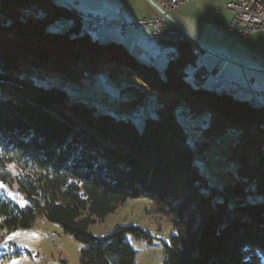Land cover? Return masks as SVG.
<instances>
[{"label":"trees","instance_id":"16d2710c","mask_svg":"<svg viewBox=\"0 0 264 264\" xmlns=\"http://www.w3.org/2000/svg\"><path fill=\"white\" fill-rule=\"evenodd\" d=\"M86 30L80 15L52 0H0L2 226L25 228L44 216L84 245L79 264H135L126 236L151 238L138 225H118L101 237L89 225L142 198L172 227L163 264H264L262 103L255 109L246 99L189 83L187 42L177 44L178 57L161 74ZM98 69L136 75L158 105L142 119L119 118L36 80L83 72L92 78ZM201 112L203 139L191 140L178 115ZM227 134L223 148L219 139ZM211 145L221 147L226 164L216 184L194 163ZM256 159L262 163L254 165Z\"/></svg>","mask_w":264,"mask_h":264},{"label":"rangeland","instance_id":"374dc122","mask_svg":"<svg viewBox=\"0 0 264 264\" xmlns=\"http://www.w3.org/2000/svg\"><path fill=\"white\" fill-rule=\"evenodd\" d=\"M87 15L90 14L86 13L81 17L83 22H87V17H90ZM59 24L70 25L69 22H60ZM101 34L92 33L91 36L100 40ZM189 47L191 46L189 45ZM87 75V72H83L82 75L64 81L53 76L36 78V80L38 82L44 81L47 84L50 81V86H61L69 93V99L84 102L88 106L91 104L96 112H109L119 118L142 119L146 113L150 114L153 105H158V99L153 100L154 94L148 88L147 83L132 73L129 74L131 76H126L111 73L109 70L98 69L92 78ZM35 76L33 74V77ZM127 86L137 87L140 90L135 91L132 88H126ZM247 93L250 95L249 102L251 103V94L249 91ZM137 97L141 100V105L137 107L134 105L129 106L128 103ZM251 105L255 108L252 103ZM260 108L256 107L255 109ZM178 116L181 123L188 127L187 130L191 140L203 139L200 127L206 117L204 113H193L189 116H182L180 113ZM229 137L231 136L227 134L219 139L223 148L227 145L226 140ZM204 139L207 138L204 137ZM222 154L224 152L221 147L211 145L208 149L197 152L194 157V163L197 165L198 170L208 176L209 181L214 184L217 183L216 178L220 175L222 169H226ZM263 157L264 153H261V159ZM253 163H255L254 165H260L262 162L256 159ZM226 180L227 177L221 178L220 182L224 181L226 183ZM252 181L254 182V180ZM5 192L11 198L22 203L21 195L14 190L5 189ZM127 224L138 225L151 237L149 240L146 237L126 236V239L135 250V264H163L164 244L168 243L172 227L165 216L157 213L153 206L145 203L142 198L125 201L112 213L90 224L89 230L95 236L101 237L109 233L114 227ZM82 248H84V245L80 241L76 240L71 234L64 232L58 223L51 222L44 216L38 217L29 227L14 229L2 226L0 218V264H79V255Z\"/></svg>","mask_w":264,"mask_h":264},{"label":"crops","instance_id":"0c3cea01","mask_svg":"<svg viewBox=\"0 0 264 264\" xmlns=\"http://www.w3.org/2000/svg\"><path fill=\"white\" fill-rule=\"evenodd\" d=\"M52 1L62 8L73 9L76 15L81 17L86 13L107 19L120 15L131 20L151 16L145 0ZM228 1L234 0H193L174 10L171 16L193 36L213 49L246 63L264 67V30L252 32L245 40L236 42L234 31L229 29L233 13L225 7ZM215 8L218 10V18L212 16ZM100 33H102L101 41L123 45L136 58L150 63L161 74L170 65L166 52L178 50V45L172 42L166 44L164 51L160 50L157 47V39L150 36L149 28L142 30L127 28L124 35H121L119 27L116 24H110ZM187 64L189 69L184 72L185 77L193 86L213 90V83L218 79L233 89L230 96L249 101L250 95L245 88L247 80L252 78V89L255 92L264 91V69L240 66L205 49L197 55L191 52L190 61ZM262 102L263 99H260L258 103Z\"/></svg>","mask_w":264,"mask_h":264},{"label":"built area","instance_id":"2783aa9c","mask_svg":"<svg viewBox=\"0 0 264 264\" xmlns=\"http://www.w3.org/2000/svg\"><path fill=\"white\" fill-rule=\"evenodd\" d=\"M155 3L162 13H159L154 7L148 4L150 9V17H144L137 20H131L124 16H118L113 20L100 18L99 16L87 17V27L90 31H99L109 23H115L119 26L121 34L130 27L134 30H142L149 28V33L152 38L158 40L157 46L160 50H165L167 42L176 43L186 41L194 54H199L203 49L201 46L187 37L177 26L167 19V15L190 3L193 0H151ZM225 7L232 11L233 15L229 23V29L235 33V41L245 40L249 34L257 30H264V0H234L228 1ZM217 8L213 9L212 16L218 18ZM264 48V46H263ZM169 59H174L178 53L176 51L166 52ZM253 79L247 80L246 90L251 94V100L259 102L264 99L263 92H255L251 85ZM217 84V83H216ZM253 182H250L252 184Z\"/></svg>","mask_w":264,"mask_h":264},{"label":"water","instance_id":"95a60500","mask_svg":"<svg viewBox=\"0 0 264 264\" xmlns=\"http://www.w3.org/2000/svg\"><path fill=\"white\" fill-rule=\"evenodd\" d=\"M149 5H151L152 7H154L159 13H162V11L159 9V8H157V6L155 5V3L153 2V1H151V0H145ZM92 14H90V15H88V16H91ZM94 16H99V15H94ZM120 16H122V15H120ZM100 18H105V17H102V16H99ZM117 18V17H116ZM105 19H107V18H105ZM113 19H115V18H113ZM113 19H107V20H113ZM167 19L168 20H170L175 26H177L187 37H189L192 41H194L196 44H198L199 46H201L203 49H205V50H208V51H210V52H212V53H214V54H216V55H219V56H221V57H223V58H225V59H228V60H230V61H232V62H234V63H236V64H238V65H240V66H243V67H253V68H257V69H264V67H260V66H257V65H253V64H249V63H246V62H244V61H241V60H238V59H235V58H233V57H230V56H228V55H225V54H223V53H221V52H219V51H217V50H215V49H213L212 47H210V46H208V45H206L205 43H203L202 41H200L199 39H197L195 36H193L190 32H188L183 26H181L178 22H176L173 18H172V16L171 15H167ZM109 24H115V23H109ZM108 24V25H109ZM108 25H106L103 29H105ZM117 25V24H116ZM69 26V25H68ZM118 26V25H117ZM86 27H87V22H84V28H85V30H86ZM119 27V26H118ZM128 28H130V27H128ZM103 29H100L99 31H97V32H95V31H87L88 33H96V34H98V33H100ZM134 30V29H133ZM119 31H120V28H119ZM120 34H121V32H120ZM121 35H124V34H121ZM191 48V47H190ZM177 53H178V51L177 50H175ZM191 51H192V49H191ZM193 53V52H192ZM194 54V53H193ZM178 55H179V53H178ZM178 55L174 58V59H176L177 57H178ZM195 55V54H194ZM166 58L168 59V60H174V59H169L167 56H166ZM188 69H189V65L188 64H185L184 65V68H183V70H184V72H187L188 71ZM217 83V84H216ZM213 90L215 91V92H222V93H226V94H231L232 92H233V89L231 88V87H229V86H227V85H225L223 82H221L220 80H215L214 81V83H213ZM259 162H261V161H259ZM231 185H229V187H230Z\"/></svg>","mask_w":264,"mask_h":264},{"label":"bare ground","instance_id":"6f19581e","mask_svg":"<svg viewBox=\"0 0 264 264\" xmlns=\"http://www.w3.org/2000/svg\"><path fill=\"white\" fill-rule=\"evenodd\" d=\"M90 30V29H89ZM251 103L255 106V107H258L259 106V103L258 102H254V100H251ZM262 105L264 106V100L262 102Z\"/></svg>","mask_w":264,"mask_h":264}]
</instances>
